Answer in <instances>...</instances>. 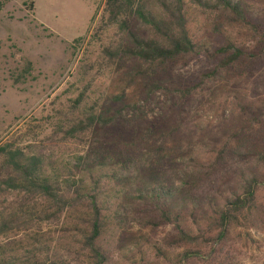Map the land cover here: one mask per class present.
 Wrapping results in <instances>:
<instances>
[{
  "label": "rangeland",
  "instance_id": "obj_1",
  "mask_svg": "<svg viewBox=\"0 0 264 264\" xmlns=\"http://www.w3.org/2000/svg\"><path fill=\"white\" fill-rule=\"evenodd\" d=\"M0 1V144L9 139L23 146L34 133L40 141L51 134L58 147L56 156L63 157L66 168L74 167L76 159L82 158L84 165L79 170L87 178L101 180L100 198L111 208V224L104 236L111 252L110 264H139L141 258L148 264H166L153 247L162 251L172 231L143 227V215L135 213L139 196L164 188L175 193L174 200H169L175 211H189L193 200H186L190 199L188 194H202L208 189L207 183L212 184L213 197L218 200L216 191L235 189L236 174H246L250 168L264 172L254 162L255 152L262 148L264 140V120L258 118L257 123L255 118L247 117L243 121L235 112V100L240 103L245 92L250 101L264 106V86L254 87L253 82L245 81V65L213 76L201 85L202 74L214 70L216 61L203 65L189 60L179 62L178 68L189 62L188 74L195 72L194 83L200 90L178 107L175 103L182 100L177 94L172 99L165 92L146 97L140 81L134 84L132 61L117 67V61L102 55L103 47L115 35L109 31L99 41L95 34L104 0ZM242 1L250 10L264 12L257 0ZM214 18L197 17L204 33L202 41L213 50L221 43L209 31ZM259 74L262 77L261 70ZM131 87L134 91L128 92L136 96L135 103L122 110L113 99ZM80 95L84 97L81 108L88 115L102 117V123L84 134L67 136L66 121L71 118L68 106ZM62 124V131L55 133V128ZM150 126L154 131L149 138L133 135L137 129ZM222 133L239 135L233 146L238 154L228 156L230 159L227 157L222 165H214L213 181L199 186L194 179L202 170L188 175L189 158L203 159L207 144L221 142ZM69 137L71 140H67ZM106 140L120 151L128 147L131 158L126 161L118 156L114 163V155L119 153L104 152L102 144ZM161 145L165 151L160 149ZM155 153L164 160L159 155L153 157ZM89 163L95 166L90 175L85 170ZM257 203L261 214L244 223L252 241L240 236L244 230L238 227L231 233L235 250L228 252L227 259L213 262L207 256L188 264H264V188L258 192ZM177 252L180 250L166 254L172 259Z\"/></svg>",
  "mask_w": 264,
  "mask_h": 264
},
{
  "label": "trees",
  "instance_id": "obj_2",
  "mask_svg": "<svg viewBox=\"0 0 264 264\" xmlns=\"http://www.w3.org/2000/svg\"><path fill=\"white\" fill-rule=\"evenodd\" d=\"M257 2L264 8V0ZM1 7L0 1V10ZM201 15L215 17L209 31L221 43L214 50L202 41L204 33L197 19ZM109 31L115 35L103 47L102 55L117 61V67L132 61L134 84L140 81L146 97L165 92L172 99L177 94L182 102L175 106H183L184 100L200 90L194 83L195 72L188 74L189 62L177 67L179 62L188 60L197 65L216 61L214 70L202 74L201 85L202 81L245 65V81L253 82L254 87L264 86V12L250 10L242 0H104L95 34L102 41ZM194 69L197 71V67ZM128 90L133 92L134 87L122 90L113 99L122 110L135 103L136 96ZM249 99L245 92L240 103L235 100L236 115L243 121L247 117L255 118L257 123L258 118L264 120V106ZM83 101L80 95L68 106L71 118L66 121L67 136L84 134L102 123V117L88 115L81 108ZM62 129L63 124L54 132ZM153 131L152 126L139 128L133 135L146 139ZM223 135L221 142L207 144L203 159L189 158L188 175L202 170L194 179L196 184L213 181L214 165H222L228 156L238 154L233 146L239 135ZM31 136V141L23 146L9 139L0 144V264H110L111 252L104 236L111 224V208L100 198L101 180L84 176L78 168L84 165L81 157L74 167L66 168L63 157L56 156L58 147L51 134L44 140L46 145L35 133ZM102 146L104 152L119 153L114 155V163L119 157L126 161L131 158L128 147L120 151L107 140ZM160 149L166 150L162 145ZM254 162L264 168L263 139ZM85 170L90 175L95 166L89 163ZM249 170L235 175V189L216 191L218 200L213 197L211 183H207L208 189L202 194H188L190 199L184 194L186 200H193L189 211H175L169 202L175 193L164 188L139 196L135 213L143 215V227L172 231L162 251L153 247L157 256L166 264H188L207 256L213 262L227 259L228 252L235 250L231 233L238 227L244 230L240 236L252 241L244 223L261 214L257 195L264 188V172ZM246 246L243 243V248ZM169 250L180 252L170 259L166 254ZM139 264L148 263L141 258Z\"/></svg>",
  "mask_w": 264,
  "mask_h": 264
}]
</instances>
